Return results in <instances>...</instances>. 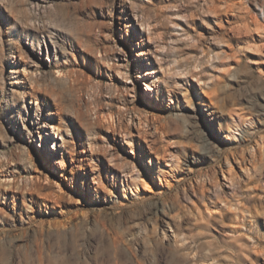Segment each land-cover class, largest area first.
<instances>
[{"label":"rangeland","instance_id":"obj_1","mask_svg":"<svg viewBox=\"0 0 264 264\" xmlns=\"http://www.w3.org/2000/svg\"><path fill=\"white\" fill-rule=\"evenodd\" d=\"M130 15L151 30L157 99ZM27 34L56 49L37 60L33 86L40 121L54 108L64 155L49 129L38 142L11 93L8 56L27 54ZM138 172L150 185L140 194L127 185ZM2 173L29 174V196L0 182L3 195L19 190L3 199L0 264H264V0H0ZM206 208L224 211L212 221Z\"/></svg>","mask_w":264,"mask_h":264},{"label":"bare ground","instance_id":"obj_2","mask_svg":"<svg viewBox=\"0 0 264 264\" xmlns=\"http://www.w3.org/2000/svg\"><path fill=\"white\" fill-rule=\"evenodd\" d=\"M32 1V0H31ZM35 1V0H34ZM36 7V4H34ZM214 7V6H213ZM211 7V8H213ZM208 7V10L210 12L211 18L219 19V16L215 14V8L214 10ZM36 10V9H35ZM216 21V20H215ZM221 22V20L219 19ZM218 23V22H217ZM12 29L14 31H17L16 24L12 23ZM27 24V23H26ZM255 25L259 26V21L255 20ZM30 25V24H29ZM32 25V24H31ZM125 27H132L135 36L133 37V41L135 43L140 44V50H137L138 58L140 59L138 62V72L140 79L145 81L149 78V76H152V79H150V82H145V90L148 91L147 94H149L153 99H157L159 97V85L154 83V81H160L163 79V69L160 63L157 60L152 59L147 55L149 53V49L151 47V30L149 27L143 26V24L140 23L137 17L134 15H130L127 17L125 23ZM247 28V24L245 25ZM21 27V26H20ZM24 41L26 42V45L28 47V52L25 54V50L21 48V46L17 50V52H11V54L8 56V62L10 64V70H9V79H10V86H11V93L13 97H16L22 102V106H18V109H23L25 112V117L28 119V125L30 126V129L38 128V134H36V137L39 138V141L43 140L46 141V130L49 129L48 137L51 139V145L50 148H52L54 153H60L61 155H64L63 152L60 150L64 144H65V137L64 134L60 132L59 126H57L53 120V117L51 114L54 113V108L50 104H46L45 113L43 114V117L40 121V108L41 105L45 103V98L41 97L39 93L34 89L33 81L37 74V72L34 70V68L37 66V60L39 61H47L50 62L55 58L57 55L55 46L52 44L51 40L45 39L43 37L32 36L29 37V34L25 36ZM132 45H134L132 43ZM16 46V45H15ZM18 47V46H17ZM14 50V49H13ZM29 51H30V57H29ZM32 54V56H31ZM146 65V66H145ZM143 66V67H142ZM145 67V69H144ZM55 76L58 77V79L63 78L65 75L62 71H60L59 66L56 65L55 67ZM195 83L194 85L188 82V84L192 85L193 89H201V92H196L195 95L198 99V102L205 106L208 105V102L204 97L210 99L209 93L206 92L204 87H206V83L202 81V79L196 78L194 79ZM158 87V88H157ZM20 90V91H19ZM18 91V95L15 94ZM20 92V93H19ZM44 109V108H43ZM33 110V111H32ZM32 111V112H31ZM29 115L32 119L29 120ZM136 124V123H135ZM139 126V125H138ZM140 130V129H139ZM142 132V131H141ZM122 134V133H121ZM140 134V133H138ZM134 132L133 131H126L124 132L121 137L119 138V142L126 143L128 147H130L129 151L134 152L133 150V140H134ZM233 133L232 131L228 130V132L225 134V138H232ZM145 138V137H144ZM34 139L35 135H34ZM147 143V142H146ZM39 144V143H38ZM149 145V144H148ZM58 162V160H55ZM60 162V161H59ZM243 170H248V168L244 167ZM27 171V170H26ZM29 171V169H28ZM233 175V169L231 165L229 164L227 169L222 171V177L223 179H231V176ZM93 176V174H92ZM91 176V177H92ZM142 175L138 173L135 174V176L131 177L127 181L128 188H131V186H134L133 189H135L138 192V185L141 184V186L144 189L150 190V185L145 177H141ZM29 177V174H28ZM23 178L16 180V183L13 182L15 179L12 177L11 173H5L1 174L0 182H5L4 186L7 187V190L10 191L11 187H15L18 189H21L24 194H27L29 196V178ZM94 179V178H93ZM96 179V178H95ZM100 179V178H99ZM123 179V178H122ZM121 179V180H122ZM126 180V179H125ZM98 181V180H97ZM7 182V183H6ZM16 184V185H15ZM98 184V183H97ZM122 189L124 188L123 181L121 182ZM0 186H2L0 184ZM4 186H2L4 188ZM2 189V188H1ZM5 189V188H4ZM18 189H14L15 191H12V193L9 195L5 193L3 195V192L0 191V216L4 214L3 206L5 205L4 200L11 197L12 200L15 199V192L19 191ZM123 191V190H122ZM139 193V192H138ZM140 194V193H139ZM4 199V200H3ZM224 205V204H223ZM223 207V206H222ZM224 211L223 208H217L216 212L219 213V215H212L211 209L206 208V214L209 216V220H217L220 217V213ZM4 216V215H3Z\"/></svg>","mask_w":264,"mask_h":264}]
</instances>
